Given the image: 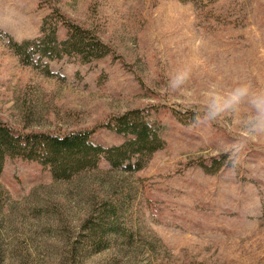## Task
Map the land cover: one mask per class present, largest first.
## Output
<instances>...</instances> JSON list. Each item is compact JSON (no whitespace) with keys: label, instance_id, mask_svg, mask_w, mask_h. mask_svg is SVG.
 Returning a JSON list of instances; mask_svg holds the SVG:
<instances>
[{"label":"rangeland","instance_id":"374dc122","mask_svg":"<svg viewBox=\"0 0 264 264\" xmlns=\"http://www.w3.org/2000/svg\"><path fill=\"white\" fill-rule=\"evenodd\" d=\"M51 14L46 29L67 19L109 54L23 65L11 45L38 39ZM182 67L190 78L173 90ZM242 82L264 88V0H0L1 121L21 133L93 131L108 148L122 142L108 120L148 109L164 141L138 171L101 161L69 181L5 159L0 264H264V138L243 142L247 106L208 123L183 120L203 117L214 92ZM215 159L207 173L202 164ZM112 203L129 238L92 247L88 236L111 222L100 208Z\"/></svg>","mask_w":264,"mask_h":264},{"label":"trees","instance_id":"16d2710c","mask_svg":"<svg viewBox=\"0 0 264 264\" xmlns=\"http://www.w3.org/2000/svg\"><path fill=\"white\" fill-rule=\"evenodd\" d=\"M53 17L45 19L41 36L35 41L11 45L23 65H31L34 57L54 60L72 57L88 64L109 54L108 46L92 31L67 19L57 18L59 26L48 25L49 29H46L47 22ZM58 29L65 32L62 39L59 38ZM152 115V110L135 109L112 117L104 128L120 136L122 142L108 148L93 142V131H77L66 135L39 131L21 133L0 120V173L5 159L36 163L47 168L56 181H69L82 172L95 169L101 161L122 172L138 171L164 146L163 128ZM197 115H184L183 120L193 121ZM175 118L180 119L179 116ZM220 165L219 160L215 159L208 166L202 164V167L207 173H213ZM100 210L110 216L111 222L108 228L102 227L97 236V232L88 236L91 237L92 247H99L104 241L129 238L128 231L117 224L119 205L112 203ZM89 223H92L91 219ZM87 228L90 230V226Z\"/></svg>","mask_w":264,"mask_h":264},{"label":"clouds","instance_id":"9594fccd","mask_svg":"<svg viewBox=\"0 0 264 264\" xmlns=\"http://www.w3.org/2000/svg\"><path fill=\"white\" fill-rule=\"evenodd\" d=\"M190 78L187 67L178 69L169 80L173 90L183 89ZM247 106L244 119L243 142L249 143L264 138V88H256L247 82L238 83L223 94L213 93L206 104L204 116L197 115L196 123H208L221 117L226 112H237L242 106ZM240 145H233L227 152V162L235 167L238 162Z\"/></svg>","mask_w":264,"mask_h":264}]
</instances>
